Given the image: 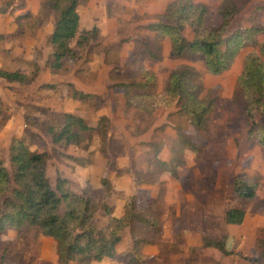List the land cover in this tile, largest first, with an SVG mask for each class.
Here are the masks:
<instances>
[{
	"label": "rangeland",
	"instance_id": "obj_1",
	"mask_svg": "<svg viewBox=\"0 0 264 264\" xmlns=\"http://www.w3.org/2000/svg\"><path fill=\"white\" fill-rule=\"evenodd\" d=\"M43 1L0 0V8L9 4L0 12V70H19L32 76L38 67L30 84L0 78V158L4 164L9 167L11 139L24 137L30 149L50 153L46 175L53 185L58 175L66 178L67 187L77 194L89 184L96 193L97 206L106 202L112 208H121L126 216L136 215V210L145 208L149 201L155 203L149 213L157 222L139 228L136 222L129 221L119 255L132 250V232L134 237L147 240L141 246L147 256L145 264H264V247L258 245L264 235V146L248 138L245 102L237 83L245 55L258 53L264 30L255 36V41L245 42L231 67L220 74L206 72L198 59L171 58L167 40L162 41L159 61H145V67L156 78V84L150 86L155 92L165 88L169 72L179 65L189 64L200 72L201 95L213 98L214 105L207 129L198 131L175 113L174 106L150 115L128 108L122 90L116 86L121 81L143 80L138 71L127 69L125 64L132 61L135 51L144 56L142 42L153 34L148 25L158 21L159 13L171 0L84 1L78 7L80 29L95 26L98 36L84 47L73 41L71 46L78 58L56 72L46 64L52 50L48 38L53 17L37 27L20 25L17 20L26 13L41 14ZM192 1L207 5L209 25L219 21L222 0ZM240 1L242 9L232 19L229 32L252 26L264 29V0ZM184 34L190 37L192 33L186 28ZM70 86L88 96L72 98ZM63 113L79 115L91 125L101 116L107 117V140L101 144L96 132H87L80 145L63 149L68 155L58 160L43 124L56 121ZM256 120L261 122L259 114ZM31 132L35 135L29 138ZM183 136L197 142L201 149L198 156L183 146L179 153L170 150L173 145L179 146ZM158 149L159 159L169 161L172 156H184V163L176 168L177 179L162 172L159 179L165 181L163 185L143 186L135 196H127L134 187L132 178L134 183L151 182L152 172L159 167L154 164L149 168L148 164ZM243 173L256 183L254 198L245 201L235 194L232 185L234 176ZM104 176L110 183L107 190L100 185ZM161 188L169 190L173 201L168 198L164 202ZM240 206L245 210L242 223L226 224L225 211ZM176 209L180 212L175 213ZM163 210L167 213L164 225ZM171 211L177 218L174 222L169 218ZM92 220L98 227L109 224L108 216L98 208ZM221 236H225L226 254L206 245L208 240ZM0 264L60 263L55 241L30 229L0 233ZM109 264L126 262L116 257Z\"/></svg>",
	"mask_w": 264,
	"mask_h": 264
},
{
	"label": "trees",
	"instance_id": "obj_2",
	"mask_svg": "<svg viewBox=\"0 0 264 264\" xmlns=\"http://www.w3.org/2000/svg\"><path fill=\"white\" fill-rule=\"evenodd\" d=\"M84 1L86 0H44L41 14L26 13L17 17L20 25L28 27H37L47 18L53 17L52 31L48 38L52 50L46 59L47 67L51 71H59L66 62L78 58L76 50L71 46L73 41L78 47H84L90 39L98 36L95 26L80 29L78 7ZM7 5L9 6L6 4L1 7L0 12H4ZM242 6L243 1L240 0H222L218 6L219 21L215 25H209L206 22L208 7L205 3L171 0L164 11L159 13L158 21L148 25L153 34L142 42L144 56L140 57L139 52L135 51L132 61L125 64L127 69L138 71L143 80L141 83L121 81L116 84L122 90L125 105L149 115L158 109L174 106L175 113L190 127L198 131L206 130L214 99L206 94L201 95L203 84L200 72L189 64L179 65L169 72L165 88L155 92L150 88L156 84L155 75L144 63L146 60L156 62L161 59L162 41L167 39L171 58L198 59L204 70L210 74L226 71L243 44L255 41V36L264 30L263 27L252 26L229 32L230 23ZM186 28L192 33L190 37L184 34ZM35 68L32 76L19 70H0V78L19 84H30L37 75V65ZM237 83L245 102L244 114L249 124L248 138L264 146V42L258 44V53L245 55ZM70 87L71 97L84 99L88 96ZM257 114L260 115L261 122L256 120ZM43 127L55 146L53 155L60 160L63 155H68L62 152L63 149L80 145L84 135L92 130L96 132L101 144H104L108 138L109 120L101 116L95 125H91L79 115L63 113L56 121L45 122ZM34 135L31 132L29 138ZM182 146L189 148L197 156L201 151L197 142L185 136L179 146L173 145L170 150L179 153ZM158 151L160 150L152 156L153 161L148 165L150 168L155 164L159 169L152 172V180L148 183L163 185V181L159 179L160 174L167 172L177 179L176 168L185 159L180 155L164 161L157 157ZM49 158L50 153L46 151L30 149L24 137L11 139L8 146L9 167L0 158V233L31 229L37 235L51 237L55 241L60 264H91L103 258L116 257L123 259L126 264H145L147 256L141 252V246L147 240L136 238L131 232L132 250L121 255H117L116 245L121 241L129 221L136 222L139 228L157 222L149 213L156 206L155 203L149 201L145 208L136 210V215L126 216V213H122L121 216L114 217L113 208L108 203L102 202L97 206L96 193L89 184L77 194L67 187L68 180L58 175L53 185L46 175ZM143 183L146 182L136 184ZM100 185L107 190L110 186L109 179L106 176L101 177ZM232 185L235 194L243 201L254 198L256 183L246 174L234 176ZM97 208L108 216L109 224L106 228L93 223ZM244 216L245 210L242 206L231 207L224 213V222L241 224ZM224 238L225 236L210 239L206 245L226 254ZM258 245L264 247V235L258 240Z\"/></svg>",
	"mask_w": 264,
	"mask_h": 264
},
{
	"label": "crops",
	"instance_id": "obj_3",
	"mask_svg": "<svg viewBox=\"0 0 264 264\" xmlns=\"http://www.w3.org/2000/svg\"><path fill=\"white\" fill-rule=\"evenodd\" d=\"M165 40H167V39H165ZM164 41V40H163ZM167 42H168V40H167ZM168 44H169V42H168ZM169 49H170V45H169ZM162 160H164V161H168V160H165V159H162ZM132 180H133V188L132 189H130V191L129 192H127V196L128 195H133V196H135L136 195V193H137V191H138V189L140 188V187H145V186H150V187H153V185H152V183H146V184H137L136 185V183H134V179L132 178ZM163 182H165L163 179H161ZM173 180H176L175 178H173ZM164 184V183H163ZM169 194V190H166L165 188L163 189V199H164V202L165 201H167V199L168 198H170L171 196L170 195H168ZM171 199V198H170ZM170 201V200H169ZM171 201H173L172 199H171ZM170 203V202H169ZM165 209V208H164ZM166 210V209H165ZM165 210H163L164 212H163V218H161L162 219V225H164V218L167 216V213H166V211ZM174 212L175 213H179L180 212V210H179V212H178V209H176V211L174 210ZM172 213H173V211H171L170 212V214H169V218H170V220L171 221H175V219H177L174 215H173V217H172ZM122 215V211H121V208L119 209V208H113V211H112V216H114V217H119V216H121ZM108 224L106 223L105 224V226L104 227H106ZM120 242L116 245V253H117V255L120 253ZM113 259L114 258H103L101 261H98V262H92L91 264H109V263H111L112 261H113Z\"/></svg>",
	"mask_w": 264,
	"mask_h": 264
}]
</instances>
